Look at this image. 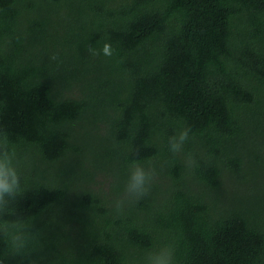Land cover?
<instances>
[{"label":"trees","instance_id":"16d2710c","mask_svg":"<svg viewBox=\"0 0 264 264\" xmlns=\"http://www.w3.org/2000/svg\"><path fill=\"white\" fill-rule=\"evenodd\" d=\"M0 126V264H264V0H0ZM134 161L158 174L117 214Z\"/></svg>","mask_w":264,"mask_h":264},{"label":"clouds","instance_id":"9594fccd","mask_svg":"<svg viewBox=\"0 0 264 264\" xmlns=\"http://www.w3.org/2000/svg\"><path fill=\"white\" fill-rule=\"evenodd\" d=\"M88 51L93 55L102 54L109 57L113 55V48L110 43H104L99 51L91 47ZM191 131L190 126H185L176 134L168 137L169 151L173 154L182 152L184 145L190 139ZM16 158L17 154L10 146L8 133L0 126V211H7L10 203L16 201L25 192L21 175L16 166ZM187 159L190 163H195L191 155H188ZM157 174L154 167H145L135 161L131 163L124 185L123 196L113 202L117 214H122L126 202H135L147 196ZM144 264H174L173 247L163 245L147 252Z\"/></svg>","mask_w":264,"mask_h":264}]
</instances>
